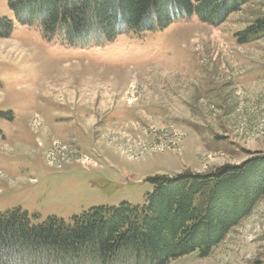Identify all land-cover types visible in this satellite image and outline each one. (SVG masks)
Instances as JSON below:
<instances>
[{
	"label": "rangeland",
	"instance_id": "374dc122",
	"mask_svg": "<svg viewBox=\"0 0 264 264\" xmlns=\"http://www.w3.org/2000/svg\"><path fill=\"white\" fill-rule=\"evenodd\" d=\"M0 214L70 222L96 206L143 204L152 176L209 174L264 154V18L248 0L213 25L196 14L162 29L73 47L0 19ZM127 264H134L128 262ZM169 264H264V198L209 256Z\"/></svg>",
	"mask_w": 264,
	"mask_h": 264
},
{
	"label": "trees",
	"instance_id": "16d2710c",
	"mask_svg": "<svg viewBox=\"0 0 264 264\" xmlns=\"http://www.w3.org/2000/svg\"><path fill=\"white\" fill-rule=\"evenodd\" d=\"M248 0H9L21 24L38 26L48 42L70 46L112 42L128 30L162 29L196 14L213 25ZM15 28L0 19V37ZM264 34V18L238 34ZM209 174L152 176L143 204L96 206L70 222L31 223L27 210L0 214V264H169L186 255L207 257L264 198V154Z\"/></svg>",
	"mask_w": 264,
	"mask_h": 264
}]
</instances>
